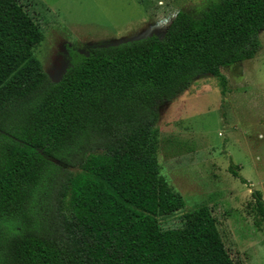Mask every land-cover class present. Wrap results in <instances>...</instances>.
<instances>
[{"label":"trees","instance_id":"1","mask_svg":"<svg viewBox=\"0 0 264 264\" xmlns=\"http://www.w3.org/2000/svg\"><path fill=\"white\" fill-rule=\"evenodd\" d=\"M261 30L264 0H209L162 38L75 54L53 81L34 55L39 25L0 0V264H235L206 204L159 227L185 203L161 174L157 106L202 75L224 95L221 67L253 58Z\"/></svg>","mask_w":264,"mask_h":264},{"label":"rangeland","instance_id":"2","mask_svg":"<svg viewBox=\"0 0 264 264\" xmlns=\"http://www.w3.org/2000/svg\"><path fill=\"white\" fill-rule=\"evenodd\" d=\"M17 1L44 33L34 55L56 81L75 54L150 34L162 38L178 10L197 15L209 0ZM259 39L253 58L221 67L224 95L216 77L202 75L157 106L161 174L185 203L159 217V227L181 228L184 213L206 204L235 264H264L263 224L251 195L258 190L264 199V30Z\"/></svg>","mask_w":264,"mask_h":264}]
</instances>
